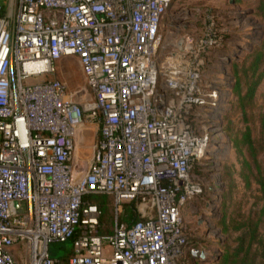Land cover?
<instances>
[{
  "label": "built area",
  "instance_id": "1",
  "mask_svg": "<svg viewBox=\"0 0 264 264\" xmlns=\"http://www.w3.org/2000/svg\"><path fill=\"white\" fill-rule=\"evenodd\" d=\"M172 1L0 0V264H23L22 245L30 264H188L194 249L207 254L190 243L182 207L203 192L192 170L220 127L227 56L209 78L202 45L167 43ZM69 55L93 94L85 106L51 78ZM85 112L100 131L82 171L74 151ZM88 194L117 207L137 200L141 219L103 233ZM70 240L66 261L51 256V244Z\"/></svg>",
  "mask_w": 264,
  "mask_h": 264
},
{
  "label": "rangeland",
  "instance_id": "2",
  "mask_svg": "<svg viewBox=\"0 0 264 264\" xmlns=\"http://www.w3.org/2000/svg\"><path fill=\"white\" fill-rule=\"evenodd\" d=\"M260 3L261 0H173L162 26L163 38L169 44L179 45L182 41V46L188 42L202 45L199 57L206 62L209 78L222 68L219 58L227 56L223 64L227 86L222 89L220 127L212 133L209 153L192 170L203 192L187 200L182 207L190 243L217 257L214 262L197 260L196 264H221L226 251L237 246L242 232V229L234 230L232 223L225 229L224 220L230 223L231 219L241 221L249 215L254 216L263 204L256 181L258 169L264 173V55L257 59L264 41V14L259 10ZM211 39L218 41L204 45L203 41ZM256 59L258 68L254 66ZM55 66L56 72L51 78L67 82L75 101L85 106L93 99L76 55L62 57ZM260 74L263 77L253 97L241 100L248 91L249 82ZM237 83H240L239 90ZM85 114V123L75 138L74 151L76 165L82 171L90 163L100 131L98 119L90 118L88 112ZM248 128L254 150L245 141L244 133ZM95 201L96 205L105 203L104 212L100 213L102 221H99L101 231L106 234L112 233L117 223H124L132 211L129 201L117 207L109 195ZM141 208L137 201L134 206L136 219L142 216ZM145 211L153 212L148 208ZM71 248V242L51 244L50 253L53 258H60ZM17 255L23 264H30L26 245L17 250Z\"/></svg>",
  "mask_w": 264,
  "mask_h": 264
},
{
  "label": "trees",
  "instance_id": "3",
  "mask_svg": "<svg viewBox=\"0 0 264 264\" xmlns=\"http://www.w3.org/2000/svg\"><path fill=\"white\" fill-rule=\"evenodd\" d=\"M259 10L264 14V0H261ZM263 55L264 41L262 46L260 47L259 52L257 53V59L261 58V56ZM257 59L254 63V66L256 68H258ZM262 77L263 74H260L254 80L249 82L248 91L245 96L240 97L241 100H250L253 97L257 85L261 81ZM239 87L240 83H237L236 89L239 90ZM262 125L264 127V113L262 114ZM244 137L245 141L249 145V148L251 150H254V140L251 137L249 128L244 133ZM256 181L260 186V193L262 195L261 199L263 202L262 207L258 210V213H255L254 216L249 215L248 217H244L245 219L243 218L241 221H237V219H231L232 222L226 223V220H224L225 229H228L232 223L234 230L242 229V232L238 237L237 246L226 251L224 256L221 258V264H264V173L260 169H258ZM103 195L106 194H88L85 196V200L89 203L95 204V199H98L101 196L103 197ZM129 203H131L130 205H132V211L130 216L125 219L124 223L127 225H131L132 223L141 219V217L136 219L137 212L134 209V206L135 204H137V200H131L129 201ZM98 206L101 210V214H103L105 203H100ZM100 220L102 221V217L100 218ZM68 242L73 243L72 240ZM71 253L72 250L70 249L66 256L61 257L62 262L66 261Z\"/></svg>",
  "mask_w": 264,
  "mask_h": 264
},
{
  "label": "water",
  "instance_id": "4",
  "mask_svg": "<svg viewBox=\"0 0 264 264\" xmlns=\"http://www.w3.org/2000/svg\"><path fill=\"white\" fill-rule=\"evenodd\" d=\"M182 41H180L179 43V48L182 49ZM229 62H231V60L229 59ZM223 86H227V83L222 84ZM18 205L17 202H12L11 203V207L12 210L15 211V207ZM193 255L200 258V261L202 262H214L217 260V257L215 258V256H210V255H206L205 252H199L198 249H194L193 250Z\"/></svg>",
  "mask_w": 264,
  "mask_h": 264
},
{
  "label": "crops",
  "instance_id": "5",
  "mask_svg": "<svg viewBox=\"0 0 264 264\" xmlns=\"http://www.w3.org/2000/svg\"><path fill=\"white\" fill-rule=\"evenodd\" d=\"M197 248L201 249L202 251H203V250H204V251L207 250V249L205 250V248H203V247H199V246H198ZM206 253H207L206 255H208V252H207V251H206ZM197 260L200 262V258L195 259V258H191V257H189V258H188V264H196V263L198 262ZM195 262H196V263H195ZM201 262H202V261H201ZM198 264H202V263H198Z\"/></svg>",
  "mask_w": 264,
  "mask_h": 264
},
{
  "label": "bare ground",
  "instance_id": "6",
  "mask_svg": "<svg viewBox=\"0 0 264 264\" xmlns=\"http://www.w3.org/2000/svg\"><path fill=\"white\" fill-rule=\"evenodd\" d=\"M32 65V64H31ZM44 66V64L42 62H36L34 63L32 66H30L31 68H35V69H40ZM82 129V128H81Z\"/></svg>",
  "mask_w": 264,
  "mask_h": 264
}]
</instances>
